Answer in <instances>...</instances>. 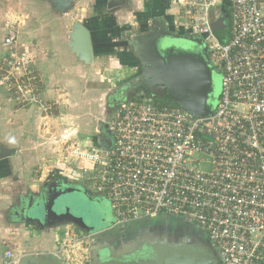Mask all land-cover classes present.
<instances>
[{
	"label": "built area",
	"instance_id": "built-area-1",
	"mask_svg": "<svg viewBox=\"0 0 264 264\" xmlns=\"http://www.w3.org/2000/svg\"><path fill=\"white\" fill-rule=\"evenodd\" d=\"M169 2L177 9V30L204 38L221 72L216 115L193 119L138 94L107 125L109 147L79 143L74 131L55 135L59 178L84 183L106 198L114 227L177 218L208 237L218 264H264V0ZM225 2L231 31L222 43L210 14ZM15 25L8 23L2 44L0 86L17 110L36 109L54 118L62 100L45 99L33 46L19 42ZM66 238L58 246L61 260L90 264L89 250L77 258V242ZM6 259L12 263L11 253Z\"/></svg>",
	"mask_w": 264,
	"mask_h": 264
},
{
	"label": "crops",
	"instance_id": "crops-1",
	"mask_svg": "<svg viewBox=\"0 0 264 264\" xmlns=\"http://www.w3.org/2000/svg\"><path fill=\"white\" fill-rule=\"evenodd\" d=\"M19 1L18 17L16 16L15 25L19 42L33 46L32 52L36 65L46 85L45 99L55 101L61 99L62 103L59 115L51 119L44 118L36 109L17 110L11 97L0 86V152L4 149L12 151L10 156L0 160V182H3L2 186L4 184H12L13 186L12 194L8 193L5 196V194L0 193L5 196V198L1 197L0 203L7 202V204L5 202V205L0 206V264H6V255L8 253L12 255L11 264H18L23 257L28 255L57 254L59 242L63 238L62 233L64 234L66 230L70 231L71 234V231L76 230L73 226L66 225L40 231L37 226L24 222L23 219L16 215L23 203H27L33 196H39L41 191L39 186L37 185V188L33 182L34 179L31 175L32 172H29V166L35 163L43 165L42 169L44 173H47L45 179L51 177L46 179L47 184L44 185H49L51 181L59 178V164L51 146L48 151L38 147V141L36 140L38 139L37 131L41 129V124L44 123L48 126L52 123L57 124L65 116L61 110L68 109L78 122L75 123V126L77 124L80 125L74 131L77 141L82 144H99L100 113L95 112L97 109H94L91 103L97 101L100 94V58L107 55L109 58L113 57L119 60L118 63L122 66L136 67L128 56L130 54L134 56L127 49L129 47L123 48H126L130 54H122V56L115 47L113 48L114 51H111L109 46L110 49L104 51V53H101L100 47L103 48L108 44L117 46L112 42L118 41L119 38L115 39L113 34L118 28L122 32V36H124L123 27L125 26H121L126 24L130 28L136 26L140 29L148 28L153 19L165 17L170 28L177 30L175 27L177 9L170 2L163 0L142 1L136 5L134 11L131 10L134 7V0H131L129 4L131 9L128 8L126 10L130 14L129 16L124 14L120 17L125 20L124 22L119 21L118 24L120 26L115 24V15L111 17H107L110 16L107 15L100 20V6L102 7L103 5L104 8L106 5L103 0H94L93 13L95 14L87 18L72 15L76 11L80 0L76 3L74 9L66 14L54 10L52 4L46 0ZM5 4V0H0V22L8 19L7 23H9L12 17L15 16L6 14V9L4 10L1 7ZM122 11L123 9L120 8L116 15H119ZM83 12L85 13V11ZM142 13L143 17L139 16ZM147 13L151 15V18L146 21L147 18L144 14ZM73 23L83 24L91 33L94 53V59L91 64L82 62L69 47V34ZM100 27L107 29L106 32H109L110 27H113L114 30L111 31V34L107 35L103 32L101 35ZM136 31L134 30L132 34H135ZM4 33L6 35V29L0 26V34ZM4 38L0 41V60L4 54L2 46ZM136 61L138 60L136 59ZM138 65V70H140L139 61ZM122 69L125 70V68ZM88 104H91V107ZM83 111H86V113H83ZM29 145H33L34 148L37 145L39 154L32 151L29 153L28 151H23L25 150L24 147ZM22 152L25 153L22 154ZM16 193L18 194L15 195ZM76 233L77 236L82 235L78 230Z\"/></svg>",
	"mask_w": 264,
	"mask_h": 264
},
{
	"label": "water",
	"instance_id": "water-1",
	"mask_svg": "<svg viewBox=\"0 0 264 264\" xmlns=\"http://www.w3.org/2000/svg\"><path fill=\"white\" fill-rule=\"evenodd\" d=\"M54 10L60 13L72 11L78 0H46ZM113 0H108L110 5ZM214 32L220 30L217 20L212 23ZM181 40L189 46H201L199 36L180 34L171 30L163 18H156L148 27L146 33L131 35L129 51L140 64L138 74L115 90L117 107L126 103L129 94H143L154 99H170L178 109L189 114L193 119H209L216 115V108L210 105L211 94L215 90V80L218 74L210 63V52L203 48L200 52L180 49L167 41ZM69 47L80 60L91 64L94 59L93 44L90 31L81 23H73L69 34ZM221 74V72H219ZM222 76V75H221ZM131 95V96H132ZM220 98V97H219ZM117 108V109H118ZM108 131V126H105ZM100 144L109 147V138L100 134ZM12 154L11 150L0 152V160ZM80 185L71 183L63 178L55 179L49 185L50 195L47 199H36L30 207L22 212L23 221L34 224L40 231L72 225L81 233L93 238L114 228V223L107 229L95 231L82 220L67 214H57L53 208L66 191H72ZM90 196L93 194L85 187ZM197 229V228H196ZM144 248L146 255H139ZM108 251L103 257L102 252ZM219 256L213 244L204 237L200 230L179 241H172L167 236H143L123 252L113 248L98 246L94 243L91 249L90 264H218ZM18 264H65L53 253L28 255Z\"/></svg>",
	"mask_w": 264,
	"mask_h": 264
},
{
	"label": "rangeland",
	"instance_id": "rangeland-1",
	"mask_svg": "<svg viewBox=\"0 0 264 264\" xmlns=\"http://www.w3.org/2000/svg\"><path fill=\"white\" fill-rule=\"evenodd\" d=\"M146 2L148 0H134L132 9L130 6V9L132 11H134L136 9V5L138 3L141 2ZM5 5H2L1 7L5 10L6 9V14L10 15H14L15 17H12L11 22H16L17 19V13H18V6L20 4V1L18 0H5ZM94 0H80L78 6L76 7V11L72 14V15H76L77 17H82L83 18H87L89 16L94 15L95 13H93L94 11ZM106 3V2H105ZM132 3V2H131ZM85 11V13L83 12ZM96 11V9H95ZM84 14H83V13ZM117 13V12H116ZM116 13H108L104 11L103 5L102 7L100 6V20L103 19L104 17H111L112 15H115V24H118L119 21L120 22H124L125 20L120 18L122 15H128V12L126 10H123L122 13L120 12L119 15H116ZM132 13V12H131ZM17 16V17H16ZM7 18V17H6ZM166 23L167 20L165 19V17L163 18ZM22 20V19H21ZM20 21V20H19ZM8 19L2 20L0 22V26L4 29L7 28V23ZM176 22V20H175ZM218 24L220 25V30L217 32H214L215 37L218 39L220 38H224V39H228L229 38V27H230V20L226 17H219L217 19ZM152 24V22H151ZM118 26H120V24H118ZM125 26V27H123ZM121 27H123L124 31V36H122V32L116 28L117 31L114 32L113 35H115V39H118V41L112 42L115 43L114 45L117 46H112L111 45H105L103 48L100 47L101 53H104V51H108L111 47V51H114L113 48H117V52H119L122 56V54H130V52L127 51L126 48L123 47H129V40L131 35H133L132 33H134V30L138 31L141 30L143 32H146L148 30V28H142L140 29L138 26L130 28V26L128 24L126 25H122ZM107 29H105L104 27H100V34L102 35L103 32L105 34H111V31H113V27H110L109 32H106ZM119 30V31H118ZM173 30V29H171ZM176 31L178 33H181V30H173ZM183 34V33H182ZM186 34V33H185ZM117 35V36H116ZM5 36L4 34H0V41L1 39H3ZM119 36V37H118ZM123 37V38H120ZM101 42V39H100ZM175 43H182L183 41L181 40H175ZM184 43V42H183ZM131 59V61L133 62V65H135V68H131L127 65H120L118 62L119 60H117L116 58H109V56L105 55L102 58H100V94L98 96L97 101H93L92 107L94 106V109H97V111L100 113V134H103L104 136H109V132L105 130V126H107L111 120H112V116L113 113L117 110V98L116 95H114L115 90L119 89L120 87L124 86L125 83H127V81L133 79L136 75L137 72L139 71V65H138V61H136L134 56L128 55ZM122 68H125V70H123ZM218 72V70H217ZM142 93V91H139ZM116 94V93H115ZM221 94V74L218 72V74L216 75V80H215V90L213 92V94H211V99H210V105L212 108H216L217 106V102L218 99L220 97ZM85 99V98H83ZM166 99H163L162 101L165 102ZM91 104H88L89 107H91ZM67 109V108H65ZM70 110H61V112L63 113V115H65L63 117V119H61L57 124L56 123H52L49 126L47 124H41V129H39L37 132L38 134V139H36L38 141V147L41 148L42 150L48 151L49 147L51 146L52 151L54 152L53 154H55L56 159L59 162V159L57 158V154L56 152H58L56 150V147L53 145L52 142H54L55 135H61L63 134V132L65 130H68L69 133H71L72 131L77 130V126L80 127L79 124H77V126H75V123H78L73 117V114L69 112ZM83 113H86V111ZM82 113V114H83ZM76 115V114H75ZM80 120V119H79ZM64 129V130H62ZM53 139V140H51ZM49 141V142H48ZM36 148H34L33 145H29L27 147H24L25 150L23 151H28V153L30 151L38 153L39 148L37 147V145H35ZM42 146V147H41ZM46 146V147H44ZM47 148V149H46ZM25 152H22V154H24ZM39 154V153H38ZM37 155V154H36ZM43 165L40 163H35L32 166H29L30 171L32 172V178L34 179V184L39 186V189L42 190L43 186H48V185H44L47 184L46 183V179L47 178H51V177H47L45 179V175H47V173H44L43 169H42ZM48 167V166H47ZM64 167V166H63ZM58 177H61L60 175ZM3 182H0V193L1 194H5V196H7L8 193L12 194L13 190H12V184H4ZM78 187H76V189L72 190V191H66L62 197L57 201V203L55 204L53 210L57 213V214H67V215H71L75 218H78L80 220H82L87 226L89 227H94L95 231L98 230H102V229H107L108 227H110L114 222V216L111 210V205L109 203V201L101 196H96V195H92L90 196L89 193L86 192L85 190V186L84 183H78ZM16 188V187H14ZM13 188V189H14ZM38 188V187H37ZM38 189V190H39ZM9 190V192H8ZM16 190V189H14ZM16 192V191H15ZM0 194V200L2 196ZM18 193H16L15 195H17ZM14 195V196H15ZM11 197V196H10ZM9 197V198H10ZM7 198V197H6ZM1 202V201H0ZM6 202V201H5ZM0 203V206H3V204L5 203ZM7 204V202H6ZM5 205V204H4ZM72 226V225H71ZM193 226V225H192ZM195 227V226H194ZM75 228V227H73ZM198 229V228H197ZM199 230V229H198ZM66 231V230H65ZM70 231H66L64 234L62 233V237H67L66 239L68 241H70L71 243H75V241L77 242L74 246V256H76L77 258H81V256L83 257V253L85 251V249L89 250V254L91 255V249L93 246V237L89 236L86 233H81V236H77V229L71 231V234L74 236L73 241L71 240L72 235H67L66 233H69ZM67 235V236H66ZM59 246V245H58ZM84 257H86V253H84Z\"/></svg>",
	"mask_w": 264,
	"mask_h": 264
},
{
	"label": "flooded vegetation",
	"instance_id": "flooded-vegetation-1",
	"mask_svg": "<svg viewBox=\"0 0 264 264\" xmlns=\"http://www.w3.org/2000/svg\"><path fill=\"white\" fill-rule=\"evenodd\" d=\"M131 0H113L111 4H108V0H103V2L106 4L104 7V11L108 13H116L117 11L122 8L123 10H128L130 8ZM156 19V18H155ZM154 20V19H153ZM152 20V21H153ZM230 31H231V24L229 27V37H230ZM180 34H185L186 32L181 30ZM135 33H146L141 30L136 31ZM188 34V33H186ZM201 46H189V43L182 42L180 44L175 43L174 41L170 42L167 41L170 45H174L175 47H178L180 49H188L190 48L192 50H195L196 52H200L201 49L207 48L210 52V63L211 66L217 70L213 66V62L211 60V51L206 44L204 38L200 37ZM229 39V38H228ZM228 39L224 38H218V40L222 43H225L228 41ZM139 92L136 93L138 95ZM129 94V98H132L136 95ZM64 179V178H63ZM65 180V179H64ZM54 181V180H53ZM51 181L49 185L53 182ZM67 181V180H66ZM49 185L43 186L42 190L39 193V196H33L27 201V203H23V206L21 209H19V212H16L17 217L20 219H23V216L21 215L22 211L24 209H27L30 207L34 201V199H47L52 195L51 191H49ZM21 212V213H20ZM16 217V218H17ZM196 227L186 223L184 220L172 218V217H163L159 219H145L142 221L134 222L125 226L121 227H114L111 230L105 231V233L100 234L97 238H93V245L94 243L98 246H106L108 248H113L117 252H123L128 246L133 245V243L137 242L140 238L143 236H157L160 238H164L167 236L172 241H179L187 236H190L192 234L196 233ZM148 252L147 248H144V250L139 255H146ZM103 257L108 256V251H103L102 253Z\"/></svg>",
	"mask_w": 264,
	"mask_h": 264
},
{
	"label": "trees",
	"instance_id": "trees-1",
	"mask_svg": "<svg viewBox=\"0 0 264 264\" xmlns=\"http://www.w3.org/2000/svg\"><path fill=\"white\" fill-rule=\"evenodd\" d=\"M165 2H169V0H163ZM146 16V21L149 20L151 18V15H148L147 14H144ZM139 16H142L143 17V13L142 14H139ZM211 20L213 22H215L219 17L223 16V17H226L228 18L229 20H231V12H230V8H229V3L228 2H225L223 5H221L220 7L216 8V9H213L211 11ZM149 18V19H148ZM174 30V29H173ZM164 102V101H163ZM165 104L167 105H170V106H173V107H176V105L170 100V99H166ZM187 223V222H186ZM204 237L208 239V237L203 233ZM209 240V239H208Z\"/></svg>",
	"mask_w": 264,
	"mask_h": 264
}]
</instances>
